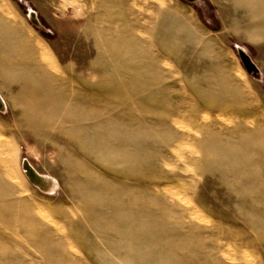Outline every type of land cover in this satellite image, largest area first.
I'll return each instance as SVG.
<instances>
[{
	"label": "rangeland",
	"instance_id": "rangeland-1",
	"mask_svg": "<svg viewBox=\"0 0 264 264\" xmlns=\"http://www.w3.org/2000/svg\"><path fill=\"white\" fill-rule=\"evenodd\" d=\"M263 3L0 0V264H264Z\"/></svg>",
	"mask_w": 264,
	"mask_h": 264
},
{
	"label": "water",
	"instance_id": "water-1",
	"mask_svg": "<svg viewBox=\"0 0 264 264\" xmlns=\"http://www.w3.org/2000/svg\"><path fill=\"white\" fill-rule=\"evenodd\" d=\"M31 18H33L32 14L30 16ZM239 56L240 59L243 63V66L245 67V69L247 70V72L250 73H255L256 72V68L251 64V62L249 61L248 57L245 56L241 51L239 52ZM2 103H1V99H0V107H1ZM23 169L25 171V175L27 176V178L34 184L36 185H42V180L39 177L38 179L33 177V175L31 174V172L28 170L27 166H26V162H24L23 164Z\"/></svg>",
	"mask_w": 264,
	"mask_h": 264
},
{
	"label": "bare ground",
	"instance_id": "bare-ground-1",
	"mask_svg": "<svg viewBox=\"0 0 264 264\" xmlns=\"http://www.w3.org/2000/svg\"><path fill=\"white\" fill-rule=\"evenodd\" d=\"M264 6V3H263V5H262V7ZM259 7V6H258ZM259 10H260V8H259ZM252 12V11H251ZM262 14H264V9H262V11L259 13V15L261 16ZM251 15V14H250ZM1 99V98H0ZM26 166H27V168H28V170L31 172V174L33 175V177H35V178H39V176H38V174L26 163ZM42 180V179H41ZM48 181V180H47ZM225 258H227L228 259V257L227 256H224ZM230 259V258H229ZM229 261V260H228Z\"/></svg>",
	"mask_w": 264,
	"mask_h": 264
},
{
	"label": "crops",
	"instance_id": "crops-1",
	"mask_svg": "<svg viewBox=\"0 0 264 264\" xmlns=\"http://www.w3.org/2000/svg\"><path fill=\"white\" fill-rule=\"evenodd\" d=\"M33 95H37V94H35V93H34ZM31 100H32V99H29V100H28V102H26V105H27L28 103H30V102H31ZM26 105H25V110H27V109H28Z\"/></svg>",
	"mask_w": 264,
	"mask_h": 264
}]
</instances>
